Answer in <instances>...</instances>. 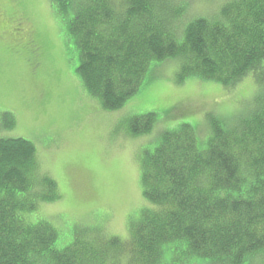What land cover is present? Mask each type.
<instances>
[{
    "label": "trees",
    "instance_id": "1",
    "mask_svg": "<svg viewBox=\"0 0 264 264\" xmlns=\"http://www.w3.org/2000/svg\"><path fill=\"white\" fill-rule=\"evenodd\" d=\"M50 1L79 48L81 78L106 108L122 107L150 65L166 60L180 81L231 90L252 78L256 93L233 122L212 118L205 139L190 123L163 133L142 164L154 206L127 239L97 228L71 240L40 212L61 193L34 142L0 138V264H264V0H224L217 13L190 17L187 0ZM155 120L135 118L132 132H151Z\"/></svg>",
    "mask_w": 264,
    "mask_h": 264
},
{
    "label": "rangeland",
    "instance_id": "2",
    "mask_svg": "<svg viewBox=\"0 0 264 264\" xmlns=\"http://www.w3.org/2000/svg\"><path fill=\"white\" fill-rule=\"evenodd\" d=\"M186 3L190 17L217 13L224 0ZM79 65V48L50 0H0V138L34 142L41 170L61 193L40 212L71 240L97 228L99 237L127 239L154 206L143 195L142 164L163 133L190 123L207 138L212 118L233 122L256 84L245 78L226 90L196 76L180 81L177 62L166 60L150 65L122 107L109 109L89 92ZM149 113L154 129L134 134L133 120Z\"/></svg>",
    "mask_w": 264,
    "mask_h": 264
}]
</instances>
